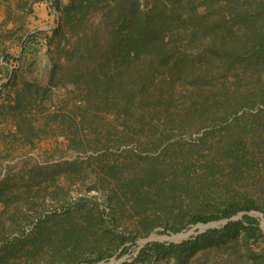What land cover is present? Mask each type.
Masks as SVG:
<instances>
[{"label":"rangeland","instance_id":"374dc122","mask_svg":"<svg viewBox=\"0 0 264 264\" xmlns=\"http://www.w3.org/2000/svg\"><path fill=\"white\" fill-rule=\"evenodd\" d=\"M71 1L0 0V264H261L264 61L248 63L264 0H183L167 48L125 59L100 12L49 43ZM230 203L257 209L191 223ZM245 216L250 238L200 241L180 260L148 250Z\"/></svg>","mask_w":264,"mask_h":264},{"label":"trees","instance_id":"16d2710c","mask_svg":"<svg viewBox=\"0 0 264 264\" xmlns=\"http://www.w3.org/2000/svg\"><path fill=\"white\" fill-rule=\"evenodd\" d=\"M168 4L156 5L151 11L140 10L138 0H72L71 3L61 11L60 25L53 32V35L48 38L49 43H53L55 39H58L61 43L66 39L67 34L71 36H78L79 31L85 27V23L89 15L100 12L102 14L103 21V38L107 39V46L113 49H120L123 53V59L127 58L126 55H146L151 52L152 49L155 51H162L167 48L165 40L161 36H165L167 29L170 24L171 18L177 13L175 5L181 4L183 0H167ZM175 1V3H174ZM54 6L59 9V2L55 1ZM179 7V6H178ZM262 29L255 30L253 32L254 42L258 44L254 49L249 65L260 67L264 61V32ZM73 34V35H72ZM111 39H110V38ZM245 37V36H243ZM161 38L163 44L159 47L157 40ZM79 39V38H78ZM242 41V37H240ZM68 41V46L72 45ZM100 42V40L98 41ZM115 44L116 46L112 47ZM101 45L98 43L90 51L98 50ZM74 49V48H73ZM79 49V48H78ZM111 50V49H110ZM73 51V50H72ZM76 52H79L77 50ZM71 52L66 53L67 60L71 56ZM254 55V56H253ZM176 67L178 70H186L185 64H182L180 60H176ZM54 66H57L55 64ZM257 74V73H256ZM256 75H254L255 77ZM260 77V74H259ZM91 82L101 83L95 74L89 75ZM134 93L130 94V97L134 98ZM228 113V110H225ZM257 207L251 203L248 206L240 207L238 204L230 203L227 204L220 215L216 214H203L196 213L192 217V224L217 221L220 219H231L238 215L242 211H252ZM256 220L249 216L244 217V221H230L221 230H212L205 234L200 235L192 242H184L180 245L165 246L159 243H153L148 246L154 255H168L173 254L178 260H180L184 253L190 249L197 247L200 241L211 242L214 239H223L225 237L234 236L240 232H243L245 238L252 237L253 233L257 230ZM173 233L180 231V228L173 227L171 229ZM143 253V252H142ZM261 264H264V257L261 259Z\"/></svg>","mask_w":264,"mask_h":264}]
</instances>
